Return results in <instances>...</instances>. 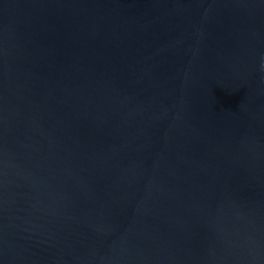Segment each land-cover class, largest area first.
Listing matches in <instances>:
<instances>
[{"label":"water","instance_id":"95a60500","mask_svg":"<svg viewBox=\"0 0 264 264\" xmlns=\"http://www.w3.org/2000/svg\"><path fill=\"white\" fill-rule=\"evenodd\" d=\"M0 264H264V0H0Z\"/></svg>","mask_w":264,"mask_h":264}]
</instances>
